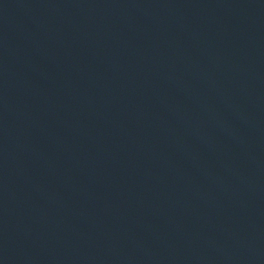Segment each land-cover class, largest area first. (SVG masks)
<instances>
[{
	"label": "water",
	"instance_id": "95a60500",
	"mask_svg": "<svg viewBox=\"0 0 264 264\" xmlns=\"http://www.w3.org/2000/svg\"><path fill=\"white\" fill-rule=\"evenodd\" d=\"M0 264H264V0H0Z\"/></svg>",
	"mask_w": 264,
	"mask_h": 264
}]
</instances>
